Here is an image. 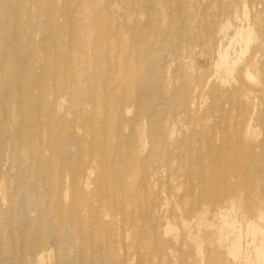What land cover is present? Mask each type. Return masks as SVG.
Instances as JSON below:
<instances>
[{"label": "rangeland", "instance_id": "374dc122", "mask_svg": "<svg viewBox=\"0 0 264 264\" xmlns=\"http://www.w3.org/2000/svg\"><path fill=\"white\" fill-rule=\"evenodd\" d=\"M0 4V264H254L264 0Z\"/></svg>", "mask_w": 264, "mask_h": 264}, {"label": "bare ground", "instance_id": "6f19581e", "mask_svg": "<svg viewBox=\"0 0 264 264\" xmlns=\"http://www.w3.org/2000/svg\"><path fill=\"white\" fill-rule=\"evenodd\" d=\"M2 2V1H1ZM1 5V4H0ZM12 7V6H11ZM20 7V6H19ZM14 14V13H13ZM12 14V15H13ZM18 15V14H17ZM19 16V15H18ZM8 17H9V15H8ZM1 18V17H0ZM1 20V19H0ZM17 22V21H16ZM42 23V22H41ZM54 23V22H53ZM19 24H20V22H19ZM22 24V23H21ZM15 25V24H14ZM16 28V27H15ZM17 29V28H16ZM47 29V28H46ZM45 29V30H46ZM14 30V29H13ZM15 31V30H14ZM47 32V31H46ZM44 33V32H43ZM48 33V32H47ZM14 35H16L15 33H14ZM18 36V35H17ZM237 37V36H236ZM18 40V39H17ZM21 40V39H20ZM47 40V39H46ZM15 42H16V40H14ZM46 44V43H45ZM50 44V43H49ZM48 44V45H49ZM12 45V44H11ZM51 45H53V43L51 44ZM54 46V45H53ZM13 47V46H12ZM43 49H44V47H43ZM48 49V48H47ZM166 49V48H165ZM16 51V50H15ZM26 53H27V51H26ZM23 57H24V55H23ZM4 58H6V57H4ZM21 58V57H20ZM1 60V59H0ZM8 60V59H7ZM221 65H222V63H221ZM25 66V65H24ZM232 67H234V65L232 66ZM32 68V67H31ZM0 71H1V69H0ZM22 71H24V70H22ZM18 72V71H17ZM11 74V73H10ZM246 74V73H245ZM7 75V74H6ZM246 78V77H245ZM17 79V78H16ZM0 80H2V83L5 85L6 84V82L8 81V78H7V76L5 77V75L3 74V72H1L0 73ZM7 80V81H6ZM16 83V82H15ZM17 84V83H16ZM20 85V84H19ZM18 85V86H19ZM44 87V86H43ZM26 90V89H25ZM7 91V90H6ZM8 96V95H7ZM6 96V97H7ZM25 101V100H24ZM3 103V102H2ZM25 103V102H24ZM27 103V102H26ZM56 103V102H55ZM41 104V103H40ZM19 105V104H18ZM17 105V106H18ZM7 106H8V104H7ZM9 107H10V105H9ZM41 107V106H40ZM132 110V109H131ZM1 111V110H0ZM55 116V115H54ZM31 117V116H30ZM137 122V121H136ZM84 123V122H83ZM24 124V123H23ZM85 124V123H84ZM71 125H74V124H71ZM82 125V124H81ZM69 126V125H68ZM62 128V127H61ZM56 129H58V128H56ZM88 129V128H87ZM86 129V130H87ZM53 130H55V128L53 129ZM70 131H71V129H70ZM123 131V130H122ZM0 132H2V131H0ZM55 133H56V131H55ZM20 134V133H19ZM70 134H72V133H70ZM57 135V134H56ZM6 136V135H5ZM124 137V136H123ZM126 137V136H125ZM7 138V137H6ZM34 138V137H33ZM65 140V139H64ZM2 141V140H1ZM69 144H70V139H69ZM56 145V144H55ZM75 145H77V144H75ZM144 145H145V143H144ZM28 148V147H27ZM68 148V147H67ZM30 149V148H29ZM75 149V148H74ZM80 154V153H79ZM67 157H68V155H67ZM70 157V156H69ZM45 160H47V159H45ZM6 161V160H5ZM63 161V160H62ZM80 165V164H79ZM83 171V170H82ZM26 173H29V172H26ZM26 173H25V175H26ZM83 173V172H82ZM28 175V174H27ZM21 178V177H20ZM23 179H25V178H23ZM22 180V179H21ZM22 181H24V180H22ZM12 182V181H11ZM27 183V182H26ZM16 188V187H15ZM13 190V189H12ZM15 191H16V189H14ZM14 191V192H15ZM47 191V190H46ZM13 192V191H12ZM18 192V191H17ZM33 192V191H32ZM23 194H25V193H23ZM26 195V194H25ZM49 200V199H48ZM0 201H1V199H0ZM17 201V200H16ZM19 201V200H18ZM21 201H22V198H21ZM22 202H24V201H22ZM22 202H19V203H22ZM10 203V202H9ZM1 204V203H0ZM27 204V203H26ZM4 205V204H3ZM10 205V204H9ZM23 205V204H22ZM31 205V204H30ZM29 205V206H30ZM11 208H13V207H11ZM10 208V209H11ZM27 209V208H26ZM26 209H24V210H26ZM11 211V210H10ZM12 212V211H11ZM8 214H10V213H8ZM13 214V213H12ZM42 214H44V213H42ZM9 216V215H8ZM13 217V216H12ZM28 220H29V217L27 218ZM260 220H261V218H259ZM11 220H13V219H11ZM33 222H35V221H33ZM53 223V222H52ZM11 226V225H10ZM53 226V225H52ZM64 228H65V226H64ZM66 228H67V226H66ZM248 228V227H247ZM37 229H38V231L40 232L41 231V229H42V219L39 217L38 219H37ZM67 229H69V228H67ZM93 230H94V228H93ZM67 231V230H66ZM69 231V230H68ZM52 232H54V231H52ZM87 232V231H86ZM85 232V233H86ZM249 232H250V230H249ZM41 234V233H40ZM12 235V234H11ZM251 235L252 236H255V237H259V238H261V240H260V243L255 247V258H254V264H264V228L262 227V226H260V225H257V224H254V225H251ZM57 236H59V235H57ZM68 237V236H67ZM41 239V238H40ZM72 240V239H71ZM23 241V240H22ZM52 241H53V239H52ZM233 241V240H232ZM252 241V240H251ZM39 242L40 243H42V241H40L39 240ZM58 242H59V240H58ZM52 243V242H51ZM71 243V242H70ZM57 244V243H56ZM58 245V244H57ZM56 245V246H57ZM60 248V247H59ZM73 248H75V247H73ZM56 250H58L57 248H56ZM62 250H63V248H62ZM70 250V249H69ZM100 250V249H99ZM232 250H233V254L234 255H237L238 253H239V243L236 241L234 244H233V246H232ZM55 251V250H54ZM60 251V250H59ZM74 251H75V249H74ZM56 252V251H55ZM61 253V252H60ZM75 253V252H74ZM74 255V256H73ZM72 256L75 258V254H73ZM253 256V255H252ZM38 257V256H37ZM56 258V257H55ZM101 258V257H100ZM57 259V258H56ZM75 260V259H74ZM87 260H88V258H87ZM101 260V259H100ZM57 261V260H56ZM64 262V261H63ZM67 262H69V261H66V263ZM83 262H84V260H83ZM57 263V262H56ZM70 264H72V263H70ZM90 264V263H89Z\"/></svg>", "mask_w": 264, "mask_h": 264}]
</instances>
